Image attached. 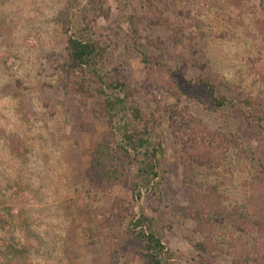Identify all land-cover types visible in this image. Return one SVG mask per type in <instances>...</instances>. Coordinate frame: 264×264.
I'll list each match as a JSON object with an SVG mask.
<instances>
[{
  "label": "rangeland",
  "instance_id": "rangeland-1",
  "mask_svg": "<svg viewBox=\"0 0 264 264\" xmlns=\"http://www.w3.org/2000/svg\"><path fill=\"white\" fill-rule=\"evenodd\" d=\"M91 2L0 0V264H149L124 257L141 214L172 264H264L259 0H102L109 19ZM67 15L71 34L109 47L106 69L154 115L164 173L139 203L136 176L110 190L91 178L90 152L108 133L98 101L72 91ZM183 76L214 80L235 107L213 112ZM197 197L215 208L203 222L191 216Z\"/></svg>",
  "mask_w": 264,
  "mask_h": 264
},
{
  "label": "trees",
  "instance_id": "trees-1",
  "mask_svg": "<svg viewBox=\"0 0 264 264\" xmlns=\"http://www.w3.org/2000/svg\"><path fill=\"white\" fill-rule=\"evenodd\" d=\"M103 2L92 0L91 5L101 10L103 18L109 19L110 13L105 11ZM259 2L264 14V0ZM70 20L69 15L64 20L65 31L69 34L65 47V70L72 79V91L85 101H98L95 112L104 120L108 133V138L96 143L90 152L91 178L102 188L110 190L126 185L131 176H136L132 195L139 203L145 194L159 188V179L164 173L162 159L166 156V148L164 142L154 135L157 125L154 115L148 116L145 113L137 100L135 89L126 77L117 69H106L109 47L71 34ZM261 31L264 35V19L261 21ZM133 33L132 38L136 44V31ZM141 55L142 60L150 64L151 61L144 54ZM157 64L163 65L160 62ZM183 78L188 88L204 93L207 99L205 104L213 112L235 107L234 101L220 93L214 80L202 77L194 80L186 79L185 76ZM175 83L177 97L183 96L179 80H175ZM194 102H185L187 112H190L189 105ZM244 104L251 105L248 101ZM259 120L262 121L263 118ZM257 196L259 200L262 199V194L258 193ZM195 202L196 209L191 213L195 221L203 222L214 214L215 208L212 212L209 211L212 206L205 197H197ZM125 244L124 257L135 253L149 264H172L171 252L156 232L153 220L144 214L132 218ZM198 249L202 252L207 250L204 244H199Z\"/></svg>",
  "mask_w": 264,
  "mask_h": 264
}]
</instances>
